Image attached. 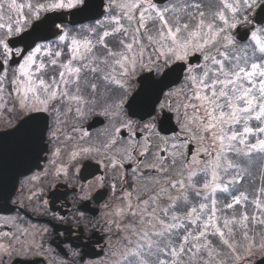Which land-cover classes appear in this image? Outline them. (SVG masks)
<instances>
[{
    "label": "snow or ice",
    "instance_id": "snow-or-ice-1",
    "mask_svg": "<svg viewBox=\"0 0 264 264\" xmlns=\"http://www.w3.org/2000/svg\"><path fill=\"white\" fill-rule=\"evenodd\" d=\"M0 128V264H264V0H0Z\"/></svg>",
    "mask_w": 264,
    "mask_h": 264
},
{
    "label": "flooded vegetation",
    "instance_id": "flooded-vegetation-1",
    "mask_svg": "<svg viewBox=\"0 0 264 264\" xmlns=\"http://www.w3.org/2000/svg\"><path fill=\"white\" fill-rule=\"evenodd\" d=\"M4 130H6V129L0 128V132H2ZM23 179H24V177H21L19 180H23ZM19 193H20V185H19V181H18L16 191H15L14 195L12 196V198L8 201V203L6 205L0 204V230H4V231L9 230L3 226L2 218L15 216L17 214V210L19 209ZM14 200L17 201L16 204L13 203ZM19 211L22 214L26 213L28 216H31L32 221L37 222L39 226H41V227L48 226V225H45L43 222L50 218L51 213L49 214V216H37V215L33 214L28 209H19ZM63 227H65V226L64 225H58L54 221L51 223V226L49 228V233L44 237L46 247H48V246H52L53 248L55 247V244L53 243V241H54L55 237L59 235V233H58V231H56V229H58V228L62 229ZM45 264H46V262H45Z\"/></svg>",
    "mask_w": 264,
    "mask_h": 264
},
{
    "label": "water",
    "instance_id": "water-1",
    "mask_svg": "<svg viewBox=\"0 0 264 264\" xmlns=\"http://www.w3.org/2000/svg\"><path fill=\"white\" fill-rule=\"evenodd\" d=\"M68 19L70 20L71 17H68ZM20 178H21V177H20ZM20 178H18V181H19ZM18 181H17V184H18ZM16 188H17V186H16ZM15 191H16V189H15ZM15 191L13 192V194L11 195V197L8 199V201L12 198V196H13L14 193H15ZM8 201H7V203H8ZM257 264H259V260L257 261Z\"/></svg>",
    "mask_w": 264,
    "mask_h": 264
},
{
    "label": "rangeland",
    "instance_id": "rangeland-1",
    "mask_svg": "<svg viewBox=\"0 0 264 264\" xmlns=\"http://www.w3.org/2000/svg\"><path fill=\"white\" fill-rule=\"evenodd\" d=\"M260 259L259 257L256 258V260Z\"/></svg>",
    "mask_w": 264,
    "mask_h": 264
},
{
    "label": "trees",
    "instance_id": "trees-1",
    "mask_svg": "<svg viewBox=\"0 0 264 264\" xmlns=\"http://www.w3.org/2000/svg\"><path fill=\"white\" fill-rule=\"evenodd\" d=\"M259 183V180H257V184Z\"/></svg>",
    "mask_w": 264,
    "mask_h": 264
}]
</instances>
